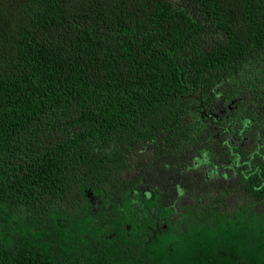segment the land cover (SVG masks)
<instances>
[{"label": "trees", "instance_id": "16d2710c", "mask_svg": "<svg viewBox=\"0 0 264 264\" xmlns=\"http://www.w3.org/2000/svg\"><path fill=\"white\" fill-rule=\"evenodd\" d=\"M0 264H264V0H0Z\"/></svg>", "mask_w": 264, "mask_h": 264}, {"label": "rangeland", "instance_id": "374dc122", "mask_svg": "<svg viewBox=\"0 0 264 264\" xmlns=\"http://www.w3.org/2000/svg\"><path fill=\"white\" fill-rule=\"evenodd\" d=\"M200 163L205 165L207 167V169H209L210 165H211V158H205V156L202 155L200 158ZM210 172L213 173L212 170H210ZM147 193L149 194V192H147Z\"/></svg>", "mask_w": 264, "mask_h": 264}, {"label": "flooded vegetation", "instance_id": "af4514ba", "mask_svg": "<svg viewBox=\"0 0 264 264\" xmlns=\"http://www.w3.org/2000/svg\"><path fill=\"white\" fill-rule=\"evenodd\" d=\"M209 175H212L213 176V174L211 172L209 173Z\"/></svg>", "mask_w": 264, "mask_h": 264}]
</instances>
